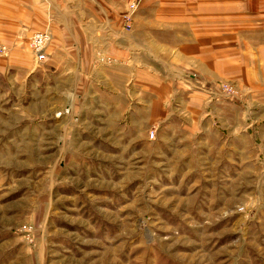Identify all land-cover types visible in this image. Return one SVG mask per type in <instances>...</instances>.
Here are the masks:
<instances>
[{
  "label": "rangeland",
  "instance_id": "rangeland-1",
  "mask_svg": "<svg viewBox=\"0 0 264 264\" xmlns=\"http://www.w3.org/2000/svg\"><path fill=\"white\" fill-rule=\"evenodd\" d=\"M98 1L77 0L73 22L86 24ZM117 1L94 20L211 34L222 0ZM38 32L52 40L48 27L29 36L33 72L0 69V264H264V86L252 87L243 72L219 78L228 65L212 77L222 68L210 47L203 76L178 74L186 84L198 76L208 95L202 117L175 113L196 125L164 132L176 141L129 142L109 133L103 112L83 111L47 59L36 62ZM0 41L4 63L11 48ZM114 61L97 53V64ZM92 117L97 123L85 126Z\"/></svg>",
  "mask_w": 264,
  "mask_h": 264
},
{
  "label": "crops",
  "instance_id": "crops-1",
  "mask_svg": "<svg viewBox=\"0 0 264 264\" xmlns=\"http://www.w3.org/2000/svg\"><path fill=\"white\" fill-rule=\"evenodd\" d=\"M99 3L97 10L87 13L86 24H79L72 20L77 0H0V39L11 48L4 63L0 61V69L33 72L36 66L27 40L34 31L48 27L52 40L41 68L45 64L73 87L71 94L77 96L84 112H103L109 133L129 142L159 144L167 138L177 140L176 134L166 137L165 131L196 125V119L192 125L189 118L176 115L177 110L202 117L208 95L197 90V78L210 47L215 68L217 64L222 68L212 77H219L228 65L219 78H241L239 72H243L252 87L264 86V0L219 1L212 9L211 34L190 24L181 29L172 23H135L132 30H126L120 21L97 22L95 14L119 4L117 0ZM98 52L115 61L97 64ZM186 69L198 71L194 82L178 81V74ZM213 105L227 109L221 102ZM84 123L91 126L97 121L92 117ZM153 127L158 132L151 140L148 132Z\"/></svg>",
  "mask_w": 264,
  "mask_h": 264
},
{
  "label": "built area",
  "instance_id": "built-area-1",
  "mask_svg": "<svg viewBox=\"0 0 264 264\" xmlns=\"http://www.w3.org/2000/svg\"><path fill=\"white\" fill-rule=\"evenodd\" d=\"M50 36H51L50 33H47V32L45 33L38 32V33L33 34V37L30 42V46L33 52L35 53L34 55L36 57V62L38 63L44 62L48 58L47 49H48V43L50 41ZM7 52H8L7 45L3 44L0 41V53L6 54ZM106 61H111V59L110 58L106 59L103 57V62H106ZM230 91L233 93L234 92L233 88ZM231 92H227V93L229 94ZM234 93L231 95H235ZM151 137L152 138L156 137L155 131L151 133Z\"/></svg>",
  "mask_w": 264,
  "mask_h": 264
}]
</instances>
